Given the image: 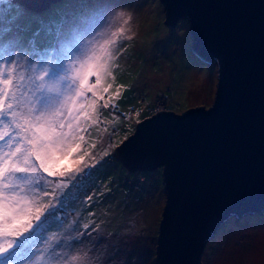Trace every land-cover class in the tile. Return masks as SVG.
I'll use <instances>...</instances> for the list:
<instances>
[{
  "label": "rangeland",
  "instance_id": "374dc122",
  "mask_svg": "<svg viewBox=\"0 0 264 264\" xmlns=\"http://www.w3.org/2000/svg\"><path fill=\"white\" fill-rule=\"evenodd\" d=\"M84 2L62 0L60 4L50 7L49 11H44L48 14L61 12L63 18L60 22L64 26L62 34L56 40L51 39L49 45L45 44L36 50L28 41L27 45L11 51L0 50V63L4 62L5 56L12 59L13 52L19 54L18 63L23 66L21 72L25 75L17 92L21 107L24 104L29 106L27 100L30 98H26L24 91L27 89L23 86H30L27 83L31 82L32 87H36L38 83L33 79L35 72L31 69L32 64L37 65L35 71H38L39 66L52 61L58 73L66 72L68 75H72V69L69 68L70 61L74 59L77 69L97 62L107 66L108 74L101 76V83L97 86L95 105L91 104L93 94L89 92L86 93V100L79 99L75 105L67 106L71 109V115L78 114L73 125L80 124V136H83L82 140L75 138L80 149L72 154V158L83 156L84 161L95 164L89 183L97 199L94 202L88 200L81 206L77 215L81 219L78 220L79 225L74 227L78 233L58 235L50 241L52 247L56 246L57 241L64 247L55 248L60 259L54 260L52 264H156L158 226L165 204L162 178H152L151 174L156 171L142 172L146 181L139 184L140 190H135L129 180L135 178L138 171L127 173L120 162L115 159L108 161L107 157H110L115 146L133 133L137 122L154 113L155 98L165 99L168 106L166 110L176 114L188 108L208 107L215 92L216 66L213 64L203 68L205 65L189 58L187 21L179 20L166 28L161 25V30L154 34L156 21H153V17L161 15L163 10H152L148 0H128L124 5L119 3L115 7L117 13L112 10L116 14L110 12V8V11H102L100 0L98 5L91 2L86 7ZM112 5L109 4L114 9ZM41 16L40 19L46 25V15ZM23 23L25 14L9 35L21 39L25 25H20ZM51 25L55 29L54 24ZM37 37L41 41L44 36L39 33ZM152 43L155 45L152 46ZM25 55L27 60L23 59ZM53 79L50 76L43 83L47 85ZM95 80L96 77L92 76L89 83L95 84ZM67 83H59L61 92L66 90ZM104 88H107V92L103 91ZM105 102L118 107L103 108ZM7 103L6 100L5 106ZM158 103L160 101H157L159 106ZM81 104H84L82 112L79 111ZM70 118L65 113V123ZM64 131L70 132L67 127ZM105 151L109 155L105 156ZM84 161L73 165V168L82 167ZM125 175L129 180L125 178L123 183ZM111 186L113 193L109 191ZM59 191L63 192L64 189ZM43 199L47 202L50 198ZM110 205L119 216L112 213L109 216L96 215ZM85 225L89 227L85 228ZM40 247L45 257L40 264H49L47 255L50 247L43 244ZM200 262L264 264V212L238 220L231 218L205 243Z\"/></svg>",
  "mask_w": 264,
  "mask_h": 264
},
{
  "label": "water",
  "instance_id": "95a60500",
  "mask_svg": "<svg viewBox=\"0 0 264 264\" xmlns=\"http://www.w3.org/2000/svg\"><path fill=\"white\" fill-rule=\"evenodd\" d=\"M62 0H13L34 13ZM164 23L188 22L189 53L215 64L208 107L162 110L111 152L127 173L161 170L156 264H201L231 218L264 212V0H159Z\"/></svg>",
  "mask_w": 264,
  "mask_h": 264
},
{
  "label": "snow or ice",
  "instance_id": "6c2138e0",
  "mask_svg": "<svg viewBox=\"0 0 264 264\" xmlns=\"http://www.w3.org/2000/svg\"><path fill=\"white\" fill-rule=\"evenodd\" d=\"M26 11L18 4L13 5L12 0H0V50L7 52L22 46L18 36L9 34ZM40 23L53 40L64 30L58 21L55 29L51 24ZM30 44L34 46L35 41ZM18 55L13 52L12 59L5 56L4 62L0 63V264H40L45 259L42 244L50 247L48 262L51 264L60 259L46 235L54 224L60 223L57 213L61 209L57 204L62 207L67 200L75 199L73 189L82 187L91 177L90 169L95 167L84 161L83 156L72 158V154L80 149L75 138L82 140L83 136H80V124L73 125L78 114L71 115L67 106L75 105L79 99L86 100L89 92L93 94L91 104L94 106L101 76L108 72L102 62L77 69L75 59L70 61L72 75L58 73L52 61L39 67L38 71H35L37 65L32 64L33 79L38 83L33 102L25 111L17 95L25 79ZM23 59L28 57L25 55ZM17 73L20 74L17 76ZM50 76L54 79L47 85L43 83ZM92 76L96 77L95 84L89 83ZM61 81L68 82L64 92L58 87ZM103 91L107 92V88ZM102 107L117 109L118 106L105 102ZM83 110L84 104H81L79 111ZM65 113L71 117L66 123ZM65 127L70 132H65ZM104 155L109 153L105 151ZM82 161V167L73 168ZM60 189L64 191L60 192ZM45 197L50 199L45 202ZM51 235L55 236V233ZM59 246L57 241L56 247Z\"/></svg>",
  "mask_w": 264,
  "mask_h": 264
},
{
  "label": "trees",
  "instance_id": "16d2710c",
  "mask_svg": "<svg viewBox=\"0 0 264 264\" xmlns=\"http://www.w3.org/2000/svg\"><path fill=\"white\" fill-rule=\"evenodd\" d=\"M115 1H117L118 3L115 2ZM127 1L128 0H100L101 5H102V11H104V9H106L107 11L111 10L110 12L116 11V13L118 11L117 9L115 10L116 5L119 4V3H123V5L127 4L128 3ZM91 2H93V3L95 2L98 5V3H97L98 0H85V2L83 3L84 7H86V5L91 3ZM148 2L152 6V10H155V11L162 10V6H161V4H160V2L158 0H148ZM12 3H13V5H17V4L20 5L17 2H13V0H12ZM55 4L56 5L60 4V2L59 3H55ZM109 4H113L112 6H114V9H111ZM53 5L54 4H52L51 7ZM106 6H109V7L106 8ZM108 8H110V10H108ZM23 9H25V8L23 7ZM25 10H27L25 12V23L20 25V26H24L25 25V28H23V31H22L23 34L21 33L23 35L22 38L20 39L21 40V45L25 46V45L28 44V41H32L33 39L35 41L34 47L36 48V50H39V48L43 47V45H45V44L49 45L50 42H51V39H53V37L49 36L48 33L46 31H44V29L41 27L40 21H43V19H40V17H42L41 15H46V17H47L46 25L54 24V26H55V23L57 21L61 22V20H63L61 12L55 11L53 14H51V13L48 14L47 12H46L47 13L46 14L45 12H42L44 14L38 13L37 15H33V14H31L30 10H28V9H25ZM47 11H49V9ZM113 13H115V12H113ZM154 16L155 17H153V21H156V27H155V29L153 31L154 34L161 30V25H162V28L169 27V26H167L164 23V15H163V13H161V15H154ZM32 17H36V18L33 19ZM161 21H163V22H161ZM37 31H39V33H41L44 36V37H42L41 41L38 39V37L36 35ZM37 40H39L40 42L37 41ZM152 44H150V45H152V46L155 45V43H152ZM189 58H190V56H189ZM200 67H201V65H200ZM207 67L208 66H205L203 68H207ZM69 69H72V68H69ZM64 71H66V70H64ZM27 84H29L30 86H23V87H25V89H27V90L24 91V93L26 95V98H29V96H30V98H29L30 101H29V99L27 100L28 101L27 103L29 105L30 103L33 102V100H31V99L33 97V92L35 91L36 87H32L33 85H32L31 82H28ZM51 94L53 95V93H51ZM155 101H163V106L165 107V109L168 108L166 100L162 99V97L161 98H155L154 104H156ZM21 108L23 110L27 111L28 106L26 104H24ZM152 110L154 111V108ZM132 114H133V112L131 111L130 112V116H132ZM107 158H105V159H107L108 161L114 160V158L111 157V154H110V157H107ZM88 164H90V163H88ZM93 168H95V167H93ZM93 168L90 169L91 175H92ZM142 175H143V177H142ZM151 176L154 179H158V178L161 179V170L160 169L157 170L156 172L152 173ZM125 178H126V175L124 176L123 183L125 182ZM95 179H96V177H95ZM126 180L128 181L129 178H126ZM144 181H146V176L144 175V173H138L137 175H135V178H132V179L129 180V182L132 183L131 185H133V189H135V190H140L141 187H140L139 184L141 182H144ZM135 183H137V184L135 185ZM92 190H93V187L89 183V180H87V182L84 183L82 187L74 188L73 192L76 193L75 199L67 200L65 202V204H64L65 206L63 205L62 207L58 204L57 207H60V209H61L57 213V216H58V219H59L60 223L59 224H54L52 226V228L49 229V233H47L46 235H50L51 233H55V236H53V238H55L58 235H64L66 233H78L79 232L78 229H76L74 227L79 225L78 220L81 219V218H77V215L79 214V210H80L81 206L83 205V203H86L88 200H90V201L92 200L94 202L97 199V195L94 194V192H92ZM109 191L111 193H113L112 186H111V190H109ZM89 197H91V199H89ZM130 202L128 203V205L130 204ZM113 209H114V207L112 205H110L108 209H106V207H105L103 211H100L96 215H104L105 214V215L109 216L112 213L111 215L119 216V214H116V213L113 212ZM66 218L71 219L70 220L71 222L70 223L64 222V220ZM91 228H93V227L91 226ZM115 230H117V229H115ZM115 230H112V231H115ZM52 239H50V241ZM72 240H73V238H72ZM67 241H68V238H67ZM64 242H65V240H64ZM54 248H64V247L62 245H60L59 247L54 246ZM48 255H49V253H48ZM52 263H53V261L51 262V264Z\"/></svg>",
  "mask_w": 264,
  "mask_h": 264
},
{
  "label": "clouds",
  "instance_id": "9594fccd",
  "mask_svg": "<svg viewBox=\"0 0 264 264\" xmlns=\"http://www.w3.org/2000/svg\"><path fill=\"white\" fill-rule=\"evenodd\" d=\"M189 55H190V54H189ZM190 57H191V56H190ZM193 60L196 61L195 59H193ZM196 62H197V61H196ZM216 74H217V70H216ZM216 81H217V80H216ZM155 103H156V104H155V107H154V113H156L157 111L166 110L164 106H163V108H161L160 110H156L155 108L157 107V101H155ZM160 103H163V101H160ZM169 111H170V110H169ZM154 113H153V114H154ZM151 115H152V114H151ZM151 115H150V116H151ZM138 173H142V172H139V171H138Z\"/></svg>",
  "mask_w": 264,
  "mask_h": 264
},
{
  "label": "crops",
  "instance_id": "0c3cea01",
  "mask_svg": "<svg viewBox=\"0 0 264 264\" xmlns=\"http://www.w3.org/2000/svg\"><path fill=\"white\" fill-rule=\"evenodd\" d=\"M71 219H69V218H66L65 220H64V222H67V223H70L71 221H70ZM52 234V233H51ZM48 235L49 237H50V239H52L53 238V236L52 235Z\"/></svg>",
  "mask_w": 264,
  "mask_h": 264
},
{
  "label": "built area",
  "instance_id": "2783aa9c",
  "mask_svg": "<svg viewBox=\"0 0 264 264\" xmlns=\"http://www.w3.org/2000/svg\"><path fill=\"white\" fill-rule=\"evenodd\" d=\"M160 104L159 106L157 105V107L155 108L156 110H160L161 108H163V103H158Z\"/></svg>",
  "mask_w": 264,
  "mask_h": 264
}]
</instances>
